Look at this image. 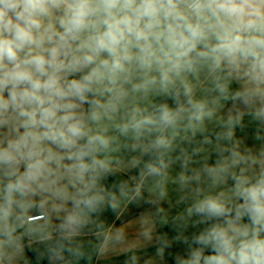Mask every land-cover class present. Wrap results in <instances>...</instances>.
I'll use <instances>...</instances> for the list:
<instances>
[{"label":"clouds","instance_id":"9594fccd","mask_svg":"<svg viewBox=\"0 0 264 264\" xmlns=\"http://www.w3.org/2000/svg\"><path fill=\"white\" fill-rule=\"evenodd\" d=\"M209 59L215 66L249 63L251 79L264 83V0H0V128L9 132L0 140V232L11 240V219L22 226L30 209L66 197L58 183L61 160L74 161L65 170L70 182L107 169L97 156L111 138L91 125L117 110L127 95L121 82L128 81L133 66L146 73L155 67L161 91L168 92L173 77ZM155 83L153 78L132 90ZM181 84L191 106L188 127H195L193 122L202 123L212 112L191 99L186 81ZM104 93L111 95L101 103L95 97ZM236 99L245 107L250 103L247 93H236ZM84 103L90 106L86 117L78 111ZM184 112L167 104L148 115L137 108L117 128L136 138L163 133L176 129ZM254 115L264 119V107ZM152 147L169 150L171 140L157 135ZM159 165L148 164V174L160 175L167 165L162 159ZM239 165V173L231 171ZM207 171L214 185L226 177L234 185L227 195H199L197 189L199 198L187 212L207 227L192 238L197 247L189 245L178 264H264V151H233L229 162ZM101 201L85 189L73 204L95 211ZM80 223L78 213L70 214L60 227Z\"/></svg>","mask_w":264,"mask_h":264},{"label":"rangeland","instance_id":"374dc122","mask_svg":"<svg viewBox=\"0 0 264 264\" xmlns=\"http://www.w3.org/2000/svg\"><path fill=\"white\" fill-rule=\"evenodd\" d=\"M56 15L58 14L52 18L54 24ZM224 69L229 70L237 85L249 94L250 103L247 107L242 104L241 99L233 100L227 105H219L215 92ZM153 78L157 83L150 84L147 90H132L134 84ZM173 79L174 84L186 81L192 88L191 99L205 102V110H210L212 115L211 117L206 116L202 123L193 122L195 127H188V114L191 111V106L188 104L183 107L185 112L177 128H169L161 133L171 140L169 150H160L162 155L177 149L182 142L197 134L219 126L223 120L229 119V117L250 115L264 107V83L257 84L251 79L249 63H240L237 66L222 61L219 66H215L210 59L198 60L193 71L183 72L179 77H173ZM121 85L127 95L118 104L117 110L111 114L110 119L105 117L98 125H91L94 132L101 131L111 138L109 148L101 151L97 156L98 159L106 162L107 169H97L94 171L96 176L111 170L129 174L142 160L151 145V136L156 131L144 133L136 138L131 132L121 134L117 125L127 122L133 110L137 108L143 114L148 115L149 107L153 101L160 94L168 93L173 87L170 85L168 92L161 91L159 71L155 67L146 73L134 66L128 74V81H122ZM110 95V93H104L95 98L99 99L101 103H106ZM89 107L88 103H84L78 111L86 117ZM20 131L22 133L24 130L21 128ZM8 134L7 126L0 128V140H4ZM224 148L231 149V151L213 166H210L212 156ZM53 149L56 151L54 146ZM233 151H238L241 154L259 155L261 151H264V146L258 143L255 131L238 132L233 134L230 139L206 143L186 155L173 159L168 170H161L160 175H149L146 179L136 180L139 193H136L133 201L129 202L125 211L118 215L111 228L106 231V237L108 234L109 236L103 242L98 264H166L168 262L178 264V258L181 257L178 248H175L169 256H165L157 249L152 250L148 253L149 259L145 257L138 259L129 255L134 249L152 248L157 245L160 240L159 230L171 220H182L189 217L187 209L199 198L197 189H199V195L218 192L230 194L234 181L230 177H226L222 182L214 185L213 178L207 170L229 162ZM73 163L74 161L63 159L58 169V174L62 177L58 183L66 191L65 198L49 199L42 206L30 209L22 226H20V221H16L15 218L11 219L9 224L15 228L11 240L0 232V264H28L25 258V246L28 243L60 235H67L75 241L92 238L94 227L86 228L87 221L82 214L81 207L76 209L73 200L79 198L81 190L86 189L91 195L96 193L98 188L95 184V177L89 176L88 173L85 174L83 182L76 180L70 182V177L65 170ZM52 167L55 169L56 165L53 164ZM241 167L243 165H239L231 171L239 173ZM21 171H23V166H21ZM247 174L252 175L253 172L250 170ZM197 176L199 179L196 178ZM181 177L184 179L181 180ZM36 202L39 204V199ZM76 213L79 214L81 223L73 226L72 229L62 230L60 225L65 218ZM39 216H44V219L40 220ZM60 259L59 256L54 257L56 261Z\"/></svg>","mask_w":264,"mask_h":264},{"label":"trees","instance_id":"16d2710c","mask_svg":"<svg viewBox=\"0 0 264 264\" xmlns=\"http://www.w3.org/2000/svg\"><path fill=\"white\" fill-rule=\"evenodd\" d=\"M219 85L216 88V95L220 106L227 105L233 101L236 93H245V91L237 85L231 72L224 69L220 77ZM223 86L225 91L222 93L220 87ZM179 89L180 96L175 97L176 90ZM92 97H90L91 99ZM167 104L170 108L185 107L188 105V97L183 95L181 82L173 85L168 93L160 94L150 105L149 114H155L160 105ZM255 131L258 143L264 146V119L256 118L254 113L239 117L225 119L222 123L205 132L199 133L187 141L182 142L177 149L161 154L160 150L152 147V143L160 132H155L151 136V145L142 160L130 171L129 174L122 173L117 170H111L96 176L95 172L88 173L89 176L95 177V184L102 201L98 204L95 211H89L81 205V211L87 221L86 228L94 227L92 238L83 241H75L67 235H60L45 239L39 242L28 243L25 246L26 261L28 264H98L99 255L103 242L106 238V231L111 228L118 215L133 201L137 193L136 180L146 179L149 174L147 171L148 164H154L159 167V161L162 159L167 165L162 170L167 171L173 159L181 155H186L201 145L209 142L225 141L228 133L232 135L243 131ZM148 132H145L147 134ZM231 135V136H232ZM231 149L224 148L222 151L215 153L211 160L210 166L221 160ZM85 163H90L85 158ZM143 173V176L141 175ZM109 201H112L111 203ZM131 203V202H130ZM115 205V207H113ZM200 217L197 215L189 216L186 219L171 220L164 228L159 230L160 240L152 248L141 250H133L129 256L134 257L144 254L152 250H159L164 255H171L175 248L181 252V257L186 256L189 245L192 244V238L198 235L207 224L199 223ZM245 223L247 220L245 219ZM196 228V229H195ZM206 254H209L206 251ZM61 257L60 260H54V257ZM166 264H177L168 262Z\"/></svg>","mask_w":264,"mask_h":264},{"label":"crops","instance_id":"0c3cea01","mask_svg":"<svg viewBox=\"0 0 264 264\" xmlns=\"http://www.w3.org/2000/svg\"><path fill=\"white\" fill-rule=\"evenodd\" d=\"M191 98H192V96H191ZM127 207V206H126ZM126 207L124 208V210L119 214V215H121L124 211H125V209H126ZM149 220V219H148ZM164 228V227H163ZM162 229V228H161ZM108 236H109V234L107 235V237H106V240L108 239ZM148 248V247H147ZM102 249H103V245H102ZM101 249V250H102ZM142 249H146V248H142ZM134 250H141V249H134ZM150 252V251H149ZM149 252H146V253H144V254H141V255H137V256H134V257H137L138 259H142V258H148V253ZM166 256V255H165ZM169 256V255H168ZM149 259V258H148Z\"/></svg>","mask_w":264,"mask_h":264},{"label":"built area","instance_id":"2783aa9c","mask_svg":"<svg viewBox=\"0 0 264 264\" xmlns=\"http://www.w3.org/2000/svg\"><path fill=\"white\" fill-rule=\"evenodd\" d=\"M39 217H40V218H39L40 220H41V219H44V216H39ZM31 221H34V220H31Z\"/></svg>","mask_w":264,"mask_h":264}]
</instances>
